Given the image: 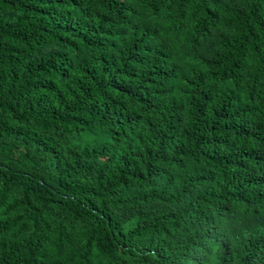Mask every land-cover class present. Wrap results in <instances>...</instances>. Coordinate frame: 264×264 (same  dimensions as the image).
<instances>
[{
  "label": "trees",
  "instance_id": "trees-1",
  "mask_svg": "<svg viewBox=\"0 0 264 264\" xmlns=\"http://www.w3.org/2000/svg\"><path fill=\"white\" fill-rule=\"evenodd\" d=\"M0 264H264V0H0Z\"/></svg>",
  "mask_w": 264,
  "mask_h": 264
}]
</instances>
